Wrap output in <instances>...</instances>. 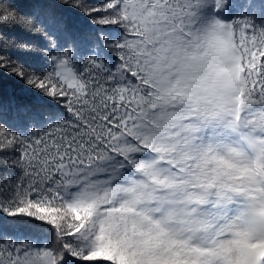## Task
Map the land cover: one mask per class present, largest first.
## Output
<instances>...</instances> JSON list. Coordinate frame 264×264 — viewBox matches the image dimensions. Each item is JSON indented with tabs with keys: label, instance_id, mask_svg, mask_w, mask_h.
Masks as SVG:
<instances>
[{
	"label": "snow or ice",
	"instance_id": "1",
	"mask_svg": "<svg viewBox=\"0 0 264 264\" xmlns=\"http://www.w3.org/2000/svg\"><path fill=\"white\" fill-rule=\"evenodd\" d=\"M0 264H264V0H0Z\"/></svg>",
	"mask_w": 264,
	"mask_h": 264
}]
</instances>
